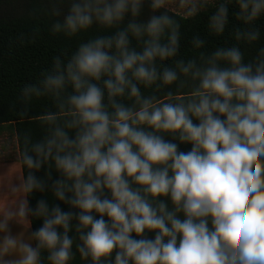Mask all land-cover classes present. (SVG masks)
<instances>
[{"label":"clouds","instance_id":"obj_1","mask_svg":"<svg viewBox=\"0 0 264 264\" xmlns=\"http://www.w3.org/2000/svg\"><path fill=\"white\" fill-rule=\"evenodd\" d=\"M57 3L67 11L52 35L108 34L58 50L19 87L22 117L44 102L43 134L26 138L27 174L0 181V264H71L74 244L83 264H264V44L246 59L264 0ZM146 3L153 14L138 21ZM230 5L236 43L204 51L194 35L177 58L180 19L212 7L207 32L219 36ZM46 189L69 210L30 205ZM30 216L42 224L14 235Z\"/></svg>","mask_w":264,"mask_h":264},{"label":"trees","instance_id":"obj_2","mask_svg":"<svg viewBox=\"0 0 264 264\" xmlns=\"http://www.w3.org/2000/svg\"><path fill=\"white\" fill-rule=\"evenodd\" d=\"M7 3V0H0V8ZM57 7L60 10L59 16H52L51 9ZM23 13L18 16H6L0 13V134L12 132L16 139L20 164L21 152L24 150L26 138L29 140H37L43 134L38 123L39 116L44 107V102L35 101L28 109L27 114L22 117L21 112L24 105L19 100V87L26 81H34L41 69L45 68L51 57L60 49H72L77 43L86 41L91 36L98 33L95 28L80 33L77 37L67 39L61 35H52L50 27L56 20H62L66 14L67 5L57 3V0H23ZM235 5L229 6V24L226 26L225 32L222 35H209L207 32L208 17L213 13L212 7L200 12L196 17L191 19H180L181 26V41H180V57H189L193 54L190 39L194 35H199L206 41L204 51H211L217 46H231L236 43L231 36V32L236 26H242L241 22L236 20L232 15L237 11ZM153 14L148 8L147 3L144 5L141 15L137 18L138 21H145L148 16ZM158 14V13H157ZM130 19L126 17L125 22ZM257 27L261 31V40L257 45L247 49L246 59L250 58L255 52V47L264 44V17H261L256 22ZM133 46L135 42L133 41ZM242 50L244 46H241ZM171 65L172 61L164 62ZM151 91V90H149ZM157 95H163V89L157 91ZM30 117V118H29ZM166 139L171 137L166 136ZM179 150L187 151L190 149V144H181L176 141ZM23 175L27 174V169L22 167ZM47 165L42 166L41 170L35 174L40 178L46 179ZM51 175L56 178L59 174L55 169L51 170ZM44 199L50 206L59 204L63 210H69V206L59 200H55L51 190L46 189L44 192H33L28 196L30 205H35L36 201ZM72 211H78L72 209ZM107 220V217H105ZM31 229H35L42 224V218L29 217ZM72 223H75L73 221ZM62 231V229H60ZM70 237L76 242L78 237L74 231L69 233ZM149 238L154 234L148 233ZM133 236L135 234L133 233ZM34 244V242H33ZM73 260L71 264H83L78 252H76L75 244L73 245ZM43 255H46L43 254ZM114 257V253H113Z\"/></svg>","mask_w":264,"mask_h":264},{"label":"rangeland","instance_id":"obj_3","mask_svg":"<svg viewBox=\"0 0 264 264\" xmlns=\"http://www.w3.org/2000/svg\"><path fill=\"white\" fill-rule=\"evenodd\" d=\"M23 0H7L0 8V13L6 16H18L23 13ZM175 10V9H174ZM19 153L16 141L12 132L0 134V163L17 161ZM19 159V158H18Z\"/></svg>","mask_w":264,"mask_h":264},{"label":"crops","instance_id":"obj_4","mask_svg":"<svg viewBox=\"0 0 264 264\" xmlns=\"http://www.w3.org/2000/svg\"><path fill=\"white\" fill-rule=\"evenodd\" d=\"M18 158L19 157H17V161H11L9 163H0V181L5 180L6 182L8 181L15 182L16 176H21V177L23 176V172L20 164V158L19 159ZM10 227L14 235L23 233L26 236L27 233L32 230L31 225L25 223H12Z\"/></svg>","mask_w":264,"mask_h":264}]
</instances>
